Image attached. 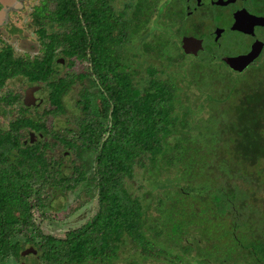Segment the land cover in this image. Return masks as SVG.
<instances>
[{
  "label": "trees",
  "instance_id": "obj_1",
  "mask_svg": "<svg viewBox=\"0 0 264 264\" xmlns=\"http://www.w3.org/2000/svg\"><path fill=\"white\" fill-rule=\"evenodd\" d=\"M114 1L40 0L30 13L38 52L17 55L10 44L0 48V103L16 112L7 135H0V264L13 257L21 264L26 257L21 250L27 247L36 250V264H105L116 256L123 239L128 240L130 249L140 246L141 253L150 255L154 244L143 230H152L158 238L161 227L170 225L168 220H154L152 228L145 226L142 201L130 193L125 182L133 179L137 168L161 170L171 158L181 162L189 157L188 151L197 147L203 129L197 121L192 124L190 111L175 114V107L181 104L178 87L170 77L162 76V67L147 65L148 78L138 85L136 71L123 61V47L138 38L143 53L178 66L187 51L179 46L181 34L176 32L172 42H179V52H168L171 40L157 30L158 23L152 24V38H142L151 29L157 0H129L124 9H117ZM5 14L1 12L0 25ZM71 55L84 62L82 70L61 72ZM203 56L207 65H212L213 58ZM210 70L216 74L219 69L213 66ZM14 79L22 82L19 87L23 91L11 84ZM189 80L193 89L200 90L194 79ZM43 87L48 106L39 112L40 101L32 92ZM72 88L77 91L78 110L68 120L72 126L47 127V116L67 115L64 97ZM221 91L220 98L204 91L221 105L215 113L219 120L212 124L220 134L226 133L240 164L260 167L244 179L251 189L260 187L264 182V165L260 166L264 162V75L245 85H223ZM184 99L189 100L187 96ZM186 130L198 134L193 137ZM260 176L262 180L257 179ZM80 187L83 194L95 197L93 212L65 231L64 237L43 232L34 212L40 220L51 219L47 209L55 195ZM241 191L249 192L247 198L256 207H219L216 212L217 216L231 214L236 224L223 233L231 232L230 237L225 236L226 250H221L224 245L217 246L216 237H207L201 229L185 243L192 252L182 249L183 231L176 241L166 242V247L175 248L196 264L201 259L208 264H264V199L257 205L253 190ZM164 200V195L159 197L158 207ZM177 224L174 220L171 227L177 228ZM236 228L244 233L237 234ZM202 235L207 241L204 247L211 252L200 247Z\"/></svg>",
  "mask_w": 264,
  "mask_h": 264
},
{
  "label": "rangeland",
  "instance_id": "obj_2",
  "mask_svg": "<svg viewBox=\"0 0 264 264\" xmlns=\"http://www.w3.org/2000/svg\"><path fill=\"white\" fill-rule=\"evenodd\" d=\"M19 1H23L22 7L18 10L7 12L3 23L0 25V48L10 44L15 54H27L32 56L38 52L37 48L39 45L35 34L32 32V28H30V13L33 6L38 5L40 0ZM163 3L164 6H166L167 0H157L158 9L156 13L151 15V29L148 30V33L142 36V38H152L153 33H155L153 28L154 25L152 24L156 25L158 23V26L156 25L157 30H160L162 36L171 40L167 45L168 52L176 54L179 52L177 46L179 42L177 41L176 44L172 42L176 40L172 33L174 32L173 29L177 28L175 22L180 18L178 15L173 16L176 14L171 13L170 17L165 18L162 22L161 14L167 16L168 10L166 7L163 8ZM127 4H130L129 0L114 1V6L117 9H124ZM0 10L4 11L2 8ZM159 13L160 15H158ZM191 18L190 24L192 22V26L194 25L193 23H198V15H193ZM186 32L188 33L189 30L186 29ZM228 36L229 37L222 38L218 43H213L212 39L207 40V37H204L201 41H197L198 47L196 49H205L207 46L210 52H214L221 49V43H223L222 46L227 45L226 41H231V39H233L232 36ZM232 48H230L228 52L232 50ZM182 49L187 51V53H183L185 56L182 66H178L174 62L166 59L155 58L152 54L143 53L138 38L134 40L133 43H127L123 47V52L125 54L123 61L128 69L136 71V81L139 82L138 85L141 87L148 78V72L145 70L147 65L152 64L158 68L162 67V76L170 77V80L178 87L177 97L181 104L175 107V114H180L183 109L190 111L191 117L189 118L192 124L197 121V124H199L203 130L200 133L202 139L197 142V147L194 151H188L189 157H184L181 162L177 161L178 158H171V162L165 164L166 168L162 165L163 168L161 170L154 169L145 171V169L137 168L133 179L125 182L130 193L134 197L140 198L142 201V211L143 214L147 216L145 226L152 228L154 220H162L164 222L168 220L170 225L161 227L162 230H160L158 238L153 235L152 230L151 232L143 230L147 240L154 244L152 254L148 256L142 254L140 246H137L135 249H130L128 240L123 239L124 241L120 244L116 256L105 264H125L130 260L135 261L133 264H183L185 261L189 262V264H196L192 262L190 258L184 257V254L178 253L175 248L166 247V242L171 243L176 241L178 239L177 237H179L183 231L185 235L183 236L184 240L182 242L183 244L189 243L194 236L198 235V230L201 229L207 237H216L217 240H215V242L217 246L220 248L224 245V248L221 247V250H226L228 247L225 245L227 241L225 236L230 237L231 232H229L228 235H223V233L229 231L231 226L236 224L231 214L217 216L216 212L218 208L256 207L252 201L247 198L249 192L246 193L241 191L248 187L251 191L253 190L255 192V203L257 205L261 204V199H264V182H262V186L257 187L254 185L251 189L248 184L249 182L244 180L247 174L252 175L250 172L254 171L257 166L251 167L242 165L239 163V160L236 159L233 153V145L231 141L226 139V133L220 134L221 131L218 132V127L212 124L213 121L218 122L219 120V116L216 114L221 109V105L219 102L211 97L208 98V96L204 94V91H211L220 98L222 96L221 87L223 85L230 87L245 85L253 79L262 78L264 75L263 71L259 68L248 69L244 72H241V70H237V72L236 69L232 71L226 67V64L216 63L215 60L211 61L212 65H207L205 56H203L202 53L195 56L196 53L192 51L188 52L189 50L186 48L185 42H183ZM57 54H59L58 56H62V52H57ZM210 54L213 53L211 52ZM66 61L67 65L65 62L63 63L64 65L62 66L61 72L73 71L78 73L82 70L84 65V62L79 61L74 55L68 58L66 57ZM213 66L219 69L216 74L210 70ZM207 70L210 72H207ZM190 77L201 86L200 90L192 88L191 81L189 80ZM20 82V80L14 79L11 81V84L18 88ZM19 88L20 90L23 89V87ZM76 92V89L72 88L64 97L67 115L56 118L47 116V127L55 128L56 130L63 126H72L71 121L68 120H71V115L78 113L75 107ZM1 93L0 91V95ZM32 93V95L36 96V99L40 101L37 105L39 106L38 111L41 112L43 106H48V102H45L46 90L43 87L42 90H38V92L33 91ZM184 96H187L189 100H185ZM201 96H203V99ZM228 96H230L228 99L232 98V95ZM206 97L207 101H205ZM15 113L13 109L5 107L0 103V135H7V131L11 127V122ZM206 113L207 115L203 116ZM198 130L197 128V131ZM197 131L186 130L187 134L193 137L198 134ZM36 137L41 138L40 134H37ZM65 163H67V161ZM263 165L264 162H261L260 166L262 167ZM257 168L260 167L258 166ZM257 179L262 180L263 177L260 176L257 177ZM81 189L82 187L77 188L74 192L66 195L62 193L55 195L53 204L47 209V212L51 214V219L40 220L38 218V212H34L36 223L43 232L50 233L56 237H64L65 231L71 229L70 227L82 223L88 213L93 212L95 197L89 198L81 192ZM163 195L165 200L161 203V207H158L159 197ZM244 200L245 205L241 206ZM217 202H221V205L218 206ZM174 220L178 223L177 228L171 227ZM157 231H159V229ZM235 231L237 234L244 233L243 229L240 228H236ZM202 237L203 244H201L200 247L211 252V249L204 247V245L207 244V241L204 239L205 235H202ZM158 239L164 242L161 243ZM190 247V244H185L182 249L188 248V250L192 252ZM159 249L160 251H158ZM23 250H21V253ZM33 250L34 251L30 253L33 254L36 252L35 249ZM30 253L25 254L26 257L22 260L24 264H36L34 262V257L36 255H31ZM202 254L204 253L202 252ZM175 256L183 258V261H179ZM201 261L202 264H208L205 260ZM219 263L220 261L215 264ZM7 264H20V262L13 257L8 260ZM86 264L101 263L87 262Z\"/></svg>",
  "mask_w": 264,
  "mask_h": 264
},
{
  "label": "flooded vegetation",
  "instance_id": "obj_3",
  "mask_svg": "<svg viewBox=\"0 0 264 264\" xmlns=\"http://www.w3.org/2000/svg\"><path fill=\"white\" fill-rule=\"evenodd\" d=\"M22 5L23 1L19 0H0V9L5 12L18 10ZM164 7L168 9L165 18L170 17L171 13L176 14L173 16H179L180 19L175 22L177 28L173 29V33L180 32L181 35L177 38L181 47L184 38L191 39L188 52L196 53L195 56L208 54L216 63H224L234 71L230 60L233 64L240 62L252 51L255 56L247 62L241 72L259 68L264 73V0H167L166 6L163 3ZM193 15H198V23H193L192 26L190 20ZM186 29L189 30L188 33ZM228 35L233 39L226 41L227 45L222 46L221 43V49L211 51L213 54H210L207 46L205 49H196L197 41L204 37L218 43L222 38L229 37ZM230 48L232 50L228 52ZM158 241L164 242L159 239ZM198 264H202V261Z\"/></svg>",
  "mask_w": 264,
  "mask_h": 264
},
{
  "label": "water",
  "instance_id": "obj_4",
  "mask_svg": "<svg viewBox=\"0 0 264 264\" xmlns=\"http://www.w3.org/2000/svg\"><path fill=\"white\" fill-rule=\"evenodd\" d=\"M184 42H185V46H187L186 48L189 49L190 45H191V39L190 38H184ZM250 53H248L246 56H244V60L237 62L235 64H233L230 60V66L234 69L242 70L245 67V65L247 64V62L255 56L254 53H252V51ZM30 91L31 90H29V93H31ZM32 251H34L33 248L29 247V248H26L25 250H23L21 254L25 255V254H28Z\"/></svg>",
  "mask_w": 264,
  "mask_h": 264
}]
</instances>
